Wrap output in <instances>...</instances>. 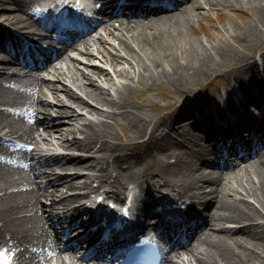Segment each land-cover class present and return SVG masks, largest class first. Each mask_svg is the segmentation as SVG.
<instances>
[{
    "label": "bare ground",
    "instance_id": "6f19581e",
    "mask_svg": "<svg viewBox=\"0 0 264 264\" xmlns=\"http://www.w3.org/2000/svg\"><path fill=\"white\" fill-rule=\"evenodd\" d=\"M6 1L8 0H0V7ZM18 1L15 9L24 11L30 0ZM205 2L211 4L212 8L214 6L223 10L231 8L233 12H216L215 17L219 20L218 23L216 18L211 19L209 17L207 19V15H210L209 11L197 10L199 8L198 2L190 8L186 5L181 12L174 13L167 21L142 24H131L124 21L119 23L118 28H112L114 21L109 23L106 32L119 37L117 38V46L122 47L120 50L124 51L121 55L124 60L122 66L118 67L116 61L119 59L117 57L105 54L104 58L108 64L115 65V71L118 76H121L120 79L110 77L108 74L105 75L104 68L98 70L88 68L107 80V85L96 83L94 87L89 88L86 84L96 82L95 77L81 70L80 76L84 82H79V75L74 77V82L88 97L102 106L100 108H87L90 104L88 100L76 95V92L67 86L65 93L69 97V104L62 105L60 107L62 110L57 112L65 115L63 121L67 123L69 131L74 130L72 127L74 122H79V129L83 133V137H73L70 142H66L65 136L60 130L63 128V123L61 120H56L55 117L46 122L44 129L49 134L59 130L57 133L59 138L66 142L65 145L81 148L88 152L92 151L93 143L100 142L99 147L95 150L96 153L91 154V156H95V161L102 162V166L106 164L104 169H108L110 158L123 148L117 140L116 129L122 120L131 124L132 130H135L138 135H144L148 131L144 140L126 143L125 147L129 144L132 146L144 144L156 137V130H147L153 123V118L148 119L144 115L142 108L145 106V102L134 98L138 89L145 90L153 86L158 87L157 84L163 83L170 86L175 95L186 92L191 84L197 82L199 77H209L214 72L229 68L223 62L224 60H220V56L226 55L230 60L237 52L238 57L236 59H244L243 62H247L243 67H251L254 64L253 61L250 65H246L249 63V59L255 56V53L260 52L256 46L264 43V0H205ZM153 19H158V17H153ZM213 19L217 24L212 22ZM5 20L16 25L20 22V15L17 13L7 14ZM2 30L4 29L0 26V32ZM129 36H131V40H128ZM95 39V37L89 36L81 39L80 42L72 43L60 55L69 47L76 48L77 45H81L86 53H92L95 47L98 48ZM240 42L246 46L242 44L243 47L238 48ZM251 48H253L252 51H248ZM261 56L264 57V52ZM67 58H70L68 53L63 56L64 60ZM49 66L52 68L51 73L57 78L65 73L67 75V70L61 66V63L60 66L54 62L48 63L45 68L46 71H49ZM1 73L0 70V76ZM39 81L44 82V77H41ZM43 85L45 83H40L37 101L38 104L40 102L41 104L37 111L48 117L52 115L51 111H56V109L53 107V103H45L41 99L45 93ZM46 85L53 89L52 92L55 93L60 102H64L60 98L61 93L58 92L59 85L54 82L51 85ZM243 86L241 89L245 88ZM241 89L240 93L243 92ZM240 104L242 105L241 101ZM248 105L250 104L248 103ZM76 107L87 108L89 112H93L97 116L85 120L77 112ZM191 107L185 106L184 110L187 111L188 108L190 110ZM194 107H199V105L194 104ZM254 110L257 111L256 108ZM181 112L166 111L163 115V123L167 126L165 135H168L175 128L179 129L181 124L175 126V122ZM2 115L0 111V130H5L7 133L8 130L6 129L16 126L18 121L15 122L12 118H3ZM157 122L158 119H155V123ZM237 122L235 121L233 125H237ZM159 126L161 127L162 124ZM181 130L185 131L186 126H183ZM37 133L38 129L35 124L24 130V134H26L27 139H30L31 144L36 143L39 146L42 143H48L46 135L41 136L39 134L40 136H38ZM183 135L186 137L185 133ZM202 147L205 149L204 146ZM38 153L35 150L30 151L33 156ZM163 153L167 154L165 150ZM258 156L259 162L243 164L241 167L239 165V169L235 168L230 172V179L228 180L223 175L218 178L214 176V169L198 167L192 171L183 158L178 161L179 172L168 175L167 172L171 165L161 166L159 161L164 158L160 157L156 161L148 160L146 162V166L143 168V177L131 168L120 170V173L113 179L112 185L102 193L107 196H114L135 188L139 192L144 191L145 194V181L151 180L154 184L159 180L158 178H166L164 183L175 186L178 194L192 198V206H202L205 200H209L204 208L197 210L202 215L203 222L199 227L210 224L215 229L216 232L214 233L216 234L215 236L207 235L204 240L206 246L200 253L193 254V259L189 260L191 264H264V149L258 153ZM40 157L32 159L37 160V163L45 162L38 168L39 174L36 175V179L45 177L46 184L51 182L57 186H67L69 189L79 185L89 186L91 183V175L85 176L86 179L79 178L76 180L75 176H79V173L61 175L59 172L50 174L47 171L48 168L77 171L78 158L74 157L70 163L65 164L63 159L53 153L48 154L45 159H40ZM116 160L117 166H119L120 156H117ZM91 163H95L93 159ZM102 168L100 170H103ZM50 175L53 177L50 178ZM1 181L0 179V187H3L5 183ZM32 183H35L34 180ZM208 184H212L210 188H207ZM32 190L22 192L17 206L10 203L14 198L13 192L0 196L1 227L18 229L23 234L30 226L38 224L42 216L38 213L40 199L36 201L32 200V197L37 196L38 192L47 196L48 190L46 185L43 190L40 188L36 193ZM71 199L72 197L68 196L61 200L68 207L67 211H71V214H78L79 208L72 205ZM211 205L214 206V209L210 208ZM34 209L36 210L29 214ZM19 212H24L22 217ZM227 222L242 224L230 225L226 224ZM61 263L64 264V261H60ZM177 264L182 263L178 262Z\"/></svg>",
    "mask_w": 264,
    "mask_h": 264
},
{
    "label": "rangeland",
    "instance_id": "374dc122",
    "mask_svg": "<svg viewBox=\"0 0 264 264\" xmlns=\"http://www.w3.org/2000/svg\"><path fill=\"white\" fill-rule=\"evenodd\" d=\"M209 8L210 6L207 5L206 8ZM211 8V7H210ZM206 9V10H210L209 12L212 14V16L214 17L215 15V11L216 12H220L223 13V10L219 9V8H211V9ZM228 13L233 12V9H226L224 10ZM212 19V18H211ZM210 21V20H207ZM213 23L217 24L215 19L212 20ZM219 23V21H217ZM216 28V27H215ZM101 46L103 45H108V43H99ZM242 44L244 46H246L243 42L240 44H238V48H242ZM261 46V47H260ZM257 48H259L260 52H264V43H262V45H257ZM253 48L249 49L248 51H252ZM98 51L95 50L92 54H88V53H83L84 54V58L88 61L91 62L93 66H102L105 67L108 70V75L118 78L119 76L116 75L117 73L114 71L113 67H110V65L106 64L104 59L102 58V54L97 53ZM259 53H255L254 55H260ZM217 53V52H216ZM253 55V56H254ZM238 57V52L235 54V56L232 57V59H228V56L226 57V55L220 56V60H224L223 62L225 63V65H227L228 67H231L235 72L237 77L239 78L238 81H248V76L250 74L253 73L252 70H248L247 72H245L244 69H240V67H243L245 62L244 59L240 60V59H236ZM79 58H83L82 56H79ZM91 58V59H88ZM213 58V57H212ZM254 57H251L250 59H252ZM79 63H81V67H83V69H85L86 67L84 65H86V63L81 62L80 60H78ZM85 67V68H84ZM88 67H92V66H88ZM236 67L238 69H236ZM230 69V68H229ZM86 71H89L87 68L85 69ZM71 72H74V77L78 75L77 70L72 66L71 67ZM230 74L232 75V72L230 71ZM96 78L98 79V81L100 82V84H106L105 80L102 79L99 76H96ZM80 79V78H79ZM202 80H206V78L202 79ZM89 87H94L95 85H91V84H87ZM170 86L165 85V84H161L158 87H152V88H147V91H143V90H137L134 94V97L138 100L144 101L145 102V106L142 108L144 115L149 119V118H153V123L148 127L147 130L152 129V126L157 124L155 123V119L157 118H162V116L165 114V111L171 110L169 108H164V104L170 100L173 99V92L171 91L170 88H168ZM76 88V87H75ZM78 93H82V91L79 88H76ZM84 95V94H83ZM201 91L198 90V83L195 84H191V86L188 89L187 93H182L180 94L179 98L177 101L174 102V106L173 109L178 110L177 112L180 111V109L182 108V104L189 102V101H194V99H198L200 98L199 96H201ZM86 98L88 99V101L91 103L89 104L91 107H96V108H100V106H102L99 103H96L95 101H93L91 98H88L86 96ZM90 106H88L87 108H91ZM77 110L80 111V113L82 114V116L85 118V120H89L92 118H96L97 114L93 113V112H89L86 108H82V107H77ZM60 116V115H58ZM159 121V120H158ZM163 125H165L164 123H162ZM162 125V126H163ZM79 127H77L78 129ZM131 126L125 121L122 120L120 122V124H118L116 126L117 129V140L122 143L123 139H126L127 137V142H130L131 139L133 140H143L146 136H147V132H145L144 135H138V133L135 132V130H132ZM80 131V130H77ZM62 132L67 136L68 134L70 138L73 137V135L75 134V132H73V130L70 132L67 127H64L62 129ZM64 135V136H65ZM65 136V137H66ZM79 137H81V134H78ZM56 140L59 141V139L55 138V142ZM99 146V143L97 144ZM78 151V150H76ZM79 152V151H78ZM128 152H131V150H128ZM131 162V161H129ZM83 165L85 164V160H83ZM128 166L127 161H123L122 167L125 168ZM82 171L86 168V167H82ZM138 169V168H135ZM51 188V187H50ZM67 188H65L64 190H66ZM203 247V244L201 246V248Z\"/></svg>",
    "mask_w": 264,
    "mask_h": 264
}]
</instances>
